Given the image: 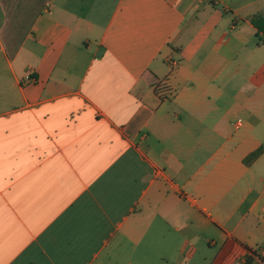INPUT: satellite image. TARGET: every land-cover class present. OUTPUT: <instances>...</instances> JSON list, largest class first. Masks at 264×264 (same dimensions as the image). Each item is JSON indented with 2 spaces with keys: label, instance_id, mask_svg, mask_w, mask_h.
<instances>
[{
  "label": "crops",
  "instance_id": "crops-1",
  "mask_svg": "<svg viewBox=\"0 0 264 264\" xmlns=\"http://www.w3.org/2000/svg\"><path fill=\"white\" fill-rule=\"evenodd\" d=\"M257 13L0 0V264H264Z\"/></svg>",
  "mask_w": 264,
  "mask_h": 264
},
{
  "label": "trees",
  "instance_id": "trees-1",
  "mask_svg": "<svg viewBox=\"0 0 264 264\" xmlns=\"http://www.w3.org/2000/svg\"><path fill=\"white\" fill-rule=\"evenodd\" d=\"M251 20L254 22V24H256V26H258L264 31V13H257L251 16ZM263 149V146H259L253 149L244 157V161L246 163L252 162L263 151ZM254 254H256L255 251H251L249 254H246L245 261L242 264H249L253 259Z\"/></svg>",
  "mask_w": 264,
  "mask_h": 264
},
{
  "label": "built area",
  "instance_id": "built-area-1",
  "mask_svg": "<svg viewBox=\"0 0 264 264\" xmlns=\"http://www.w3.org/2000/svg\"><path fill=\"white\" fill-rule=\"evenodd\" d=\"M173 63V62H172ZM174 64V63H173ZM242 123V119L241 118H237L235 121H234V125L237 127L239 125H241Z\"/></svg>",
  "mask_w": 264,
  "mask_h": 264
}]
</instances>
